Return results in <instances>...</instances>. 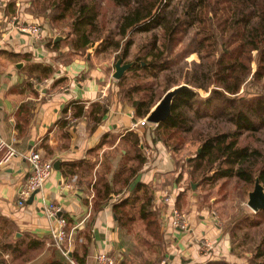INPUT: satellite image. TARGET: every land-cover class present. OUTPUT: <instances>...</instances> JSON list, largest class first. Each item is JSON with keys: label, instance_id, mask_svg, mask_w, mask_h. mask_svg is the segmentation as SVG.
Returning <instances> with one entry per match:
<instances>
[{"label": "crops", "instance_id": "1", "mask_svg": "<svg viewBox=\"0 0 264 264\" xmlns=\"http://www.w3.org/2000/svg\"><path fill=\"white\" fill-rule=\"evenodd\" d=\"M32 6V0H0V139L13 143L20 154L0 165V253L4 259L10 256L7 246L29 238L44 242L42 253L32 263L40 264L50 256L49 204L71 222L72 237L66 245L71 256L84 264H95L100 252L116 264L128 259L129 251L140 248L133 242L138 235L125 234L117 226L113 206L144 184L152 192L163 237L162 246L155 245L153 250L172 264H204L208 260L200 257L198 248L203 239H209L214 260L241 264L231 255L215 217L198 211L194 199L186 209L182 203L180 209L175 207L186 215V229L169 225L171 206L160 198L171 195L175 206L186 184V174L178 178L181 169L176 154L160 142L154 144L156 126H139L134 109L119 102L108 64L97 62L94 49L71 55L68 46H55L65 36L52 29L45 27L38 41L11 29L9 22L15 15L39 20ZM43 68L50 72L48 77H43ZM136 141L141 142L143 152L140 166ZM32 150L53 164L58 161V168L53 167L40 195L18 206L30 171L23 156ZM106 184L110 188L105 198ZM138 206L137 202L130 212L134 222L139 221ZM140 237L145 249H152L144 244L149 241L145 231Z\"/></svg>", "mask_w": 264, "mask_h": 264}, {"label": "trees", "instance_id": "2", "mask_svg": "<svg viewBox=\"0 0 264 264\" xmlns=\"http://www.w3.org/2000/svg\"><path fill=\"white\" fill-rule=\"evenodd\" d=\"M32 2L46 14L52 28L64 32L65 39L55 46H68L71 55L84 54L97 44L95 54L121 53L122 64L131 63L125 59L133 45L132 33L151 34L142 47L147 48L146 53L136 56L117 82L119 102L134 109L135 119H144L161 98L155 91V82L160 77L165 83L163 94L185 85L172 98L168 118L153 130L152 141L177 154L187 142V135H195L200 151L185 161L186 171L179 166L178 178L186 173L191 183L202 185L218 181L225 184L235 179L247 192L253 190L258 180L264 190V153L242 144L244 133L264 128V0H105L104 7L101 0ZM106 6L121 10L115 31L105 29ZM191 54H196L198 61H192L188 68L179 67V56L186 58ZM42 74L48 77L50 72L43 68ZM148 78L154 81H144ZM248 79L261 86V94H240ZM197 90L207 96L199 97ZM199 120H208L206 133L196 131L195 121ZM135 145L140 166L141 142L136 141ZM104 186L106 198L110 187ZM184 196V190L177 195V209L181 208ZM137 202V217L145 225L146 236L161 246L159 215L153 209L152 192L144 184L137 186L134 195L113 206L117 226L130 230L135 220L130 212ZM246 221L254 227L264 224V210ZM67 223L69 231L71 222ZM43 244L41 240L29 238L7 246L12 263L33 261L41 254ZM230 253L237 259L242 256L233 248ZM71 257L78 264H84L76 255ZM248 262L264 264V234ZM5 263L0 253V264ZM40 264L69 263L52 245L50 256ZM204 264L229 263L214 260L211 255Z\"/></svg>", "mask_w": 264, "mask_h": 264}, {"label": "rangeland", "instance_id": "3", "mask_svg": "<svg viewBox=\"0 0 264 264\" xmlns=\"http://www.w3.org/2000/svg\"><path fill=\"white\" fill-rule=\"evenodd\" d=\"M101 5H103V7L105 6V0H101ZM32 9V13L39 18V20L36 21L41 23L43 28L46 27L47 29H52V32L54 34L58 33L64 36V32H60L52 28V25L48 21L46 14L41 12L40 9L36 7V5L33 4ZM120 13V9L106 6L104 12L106 30L115 31V21ZM63 31H66V29H64ZM131 37L133 39V45L131 46L129 54L125 61L133 63L135 62L136 56H142L146 53L145 49L147 48L142 49V47L147 44L148 40L151 38V34L132 33ZM184 45H186V41L184 42ZM120 55L121 53H119L118 55L116 53H111L107 55H96L95 58L98 63L106 62L108 64L107 66L109 80L111 82L116 81L115 86L117 85V80L113 78V73L115 72L116 62L118 61V59H121ZM179 57H181L180 62L177 64L182 68H184L185 66H187L188 68L190 67V63L192 61H198V57L196 54L188 55L186 58L182 57L181 55ZM185 63L187 64L185 65ZM142 65H145V63L143 62ZM252 67L255 68V65L253 64ZM125 73L126 71L123 73V76ZM144 81L154 80L152 78H148ZM155 83L156 96L158 98L161 97V100L164 96L163 88L165 86L163 77H160ZM197 93L201 98L207 96L202 90H197ZM261 93V86L257 83L252 82L251 79H248V81L244 84L242 90L240 91V94L242 96L259 95ZM207 121L208 120L195 121L196 131L201 130L203 133H206L208 131L206 127ZM151 127L155 126L152 125ZM242 138V144H247L250 147L256 148L264 153V128H261L255 133H244V136ZM198 148L199 143L196 142L195 135H187V142L185 143L184 147L175 155L178 166H182L184 171H186L185 161L193 156L195 152L198 151ZM223 183V181H218L217 183L212 185L191 183V179H189L186 174V184L184 186L185 196L182 199V204L184 205L183 208L186 209L185 207L189 203V200L194 199L195 201L193 202V204L198 211L203 210L209 215L212 214L216 219L217 225L220 227L221 235L227 238L228 246L231 249L233 248L235 253L242 255L238 258L240 263L249 264L248 259L251 257L252 251L254 250L255 245H257L258 241L260 240V237L264 234V224L254 227L251 226L248 221H246L247 219H252L255 214L253 210H251L247 205L249 192H247V190L244 189L243 186L235 179H230L227 180L225 184ZM132 212L133 209H131V213ZM159 227H161V224H159ZM121 230L125 234L135 233L136 235H138V238L134 237L133 242L145 251L143 253L140 248L134 247V252L130 254L129 251L128 259L124 260V264H158L159 261L164 258L162 255L158 254L156 250H153L155 245L158 246L156 241L149 239L147 243L144 242V244H147V248H152L150 249L152 251L146 250V247H144L145 245L141 244L142 238L140 236L143 237V231H145V225L141 220L134 222L131 225L129 231H127L125 228H121ZM133 242H130L129 239L127 240V243L130 245H132ZM212 252L214 253V251ZM212 252L211 254H213ZM39 256L40 254L36 258H38ZM36 258H34V260ZM4 260L6 261L5 264H13L11 256H9V259ZM28 264L34 263H32L31 261ZM114 264H116L115 261Z\"/></svg>", "mask_w": 264, "mask_h": 264}, {"label": "built area", "instance_id": "4", "mask_svg": "<svg viewBox=\"0 0 264 264\" xmlns=\"http://www.w3.org/2000/svg\"><path fill=\"white\" fill-rule=\"evenodd\" d=\"M9 25L12 30L19 33L26 34L34 41H38L42 38L44 28L38 21L22 20L19 16H14L10 19ZM148 122L146 117L138 121L139 126H146ZM0 152L1 159L0 165L6 164L10 159L16 156H20L18 151L13 146V143L6 142L0 139ZM23 158L29 165V176L26 179L24 186L21 187L18 198V206H23L25 202L30 198L32 194L40 195L45 182L50 178L53 169V162L49 159L44 158L38 151H29ZM44 200L43 195H41ZM161 202L165 205H170L171 209L168 214L169 225L173 229L185 230L187 227L186 215L178 211L174 206V200L171 195H163ZM60 209L53 207L51 204L48 205L47 214L51 219L50 225V239L52 245L56 247L61 255L67 260L69 264H78L71 255L68 247L73 228L67 230V220L63 216H58ZM65 245V247H64ZM213 243L209 239H203L199 244V254L202 259L208 260L211 257L213 251ZM95 264H114V260L109 257L106 253H97L94 257ZM158 264H172L167 257L162 258Z\"/></svg>", "mask_w": 264, "mask_h": 264}, {"label": "water", "instance_id": "5", "mask_svg": "<svg viewBox=\"0 0 264 264\" xmlns=\"http://www.w3.org/2000/svg\"><path fill=\"white\" fill-rule=\"evenodd\" d=\"M95 47L96 45H94L92 49H95ZM131 65L132 63L122 64L121 59H118V61L115 64V72L113 73V78L119 80L123 76V73L129 67H131ZM181 87H185V85L174 87L169 91H167L162 97V99L155 105V107L151 109V111L146 116V121L149 124L157 126L160 122L168 118V116L170 115V105L172 98L181 89ZM199 151L200 150L198 149V152ZM58 163L59 162L56 161L53 164L54 169L58 168L57 167ZM33 199H34V194L30 196L27 202L31 203ZM247 205L251 210H253L254 213L260 210H264V190L262 186L258 183V180H255L253 190L248 193ZM58 216H61L60 213L58 214Z\"/></svg>", "mask_w": 264, "mask_h": 264}]
</instances>
